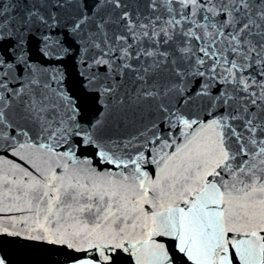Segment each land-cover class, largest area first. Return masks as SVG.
Segmentation results:
<instances>
[{
    "label": "snow or ice",
    "instance_id": "6c2138e0",
    "mask_svg": "<svg viewBox=\"0 0 264 264\" xmlns=\"http://www.w3.org/2000/svg\"><path fill=\"white\" fill-rule=\"evenodd\" d=\"M81 148L111 167L21 169L28 239L68 264H264V0H0V152Z\"/></svg>",
    "mask_w": 264,
    "mask_h": 264
},
{
    "label": "water",
    "instance_id": "95a60500",
    "mask_svg": "<svg viewBox=\"0 0 264 264\" xmlns=\"http://www.w3.org/2000/svg\"><path fill=\"white\" fill-rule=\"evenodd\" d=\"M134 4L135 0H131ZM84 69L78 68L72 60L66 61L65 78L66 86L70 89L71 94L77 99L82 114L86 119H92L100 110L95 98L88 94L86 81L82 79L80 73ZM66 147L56 149V152L62 153ZM167 151H171L170 149ZM77 161L68 158L57 159L46 149L22 150L19 155H12L9 152H0V222L8 227L9 232H19L18 236H13L0 232V255L5 256L9 264H68L74 255L64 247L49 245L44 242L28 239L29 235H36V232L29 233L27 228H35L34 217L36 214V204L33 202L31 209L26 206L27 198L18 191V185L24 179L21 169L39 177L41 174L51 175L55 173L65 176H76L80 183H85V175L79 170L88 167H95L100 170L102 167L107 168L111 165L100 166L91 149L83 148L76 152ZM86 157H91L92 163L85 165L78 163ZM158 171V170H157ZM14 180L16 183L5 186L4 178ZM75 182V180H73ZM45 205H41L43 208ZM145 207H147L145 205ZM11 209V211H8ZM44 213L41 212V222H43ZM13 218L15 227L8 222V218ZM26 221V224H25ZM173 242L168 241L169 248H172ZM113 255L112 253H106ZM115 264H135V258L129 253L118 251L113 256ZM177 264H183L178 261Z\"/></svg>",
    "mask_w": 264,
    "mask_h": 264
}]
</instances>
